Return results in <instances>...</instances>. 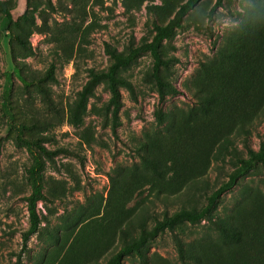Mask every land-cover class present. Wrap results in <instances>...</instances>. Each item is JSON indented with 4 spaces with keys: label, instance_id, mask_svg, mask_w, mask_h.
<instances>
[{
    "label": "rangeland",
    "instance_id": "1",
    "mask_svg": "<svg viewBox=\"0 0 264 264\" xmlns=\"http://www.w3.org/2000/svg\"><path fill=\"white\" fill-rule=\"evenodd\" d=\"M186 1L0 0V264H106L125 241L139 236L137 224L130 226L132 222L143 218L150 229L152 218H162L165 206L161 201L152 202L151 196L157 174L146 160L160 159L161 148L154 142L168 133L170 120L160 126L155 112L162 107L171 118L175 111L197 108L193 85L200 70L220 59L230 38L248 23L250 11L263 6L264 0H225L216 9L217 0H202L183 19L162 45L169 67H162L160 75L179 89L162 103L150 53L122 69L119 76L131 88L120 86L122 108L116 131L106 81L96 87V96L90 98L79 126L71 121V107L91 79L92 70L108 71L112 64L109 48L127 54L132 47L151 41L155 24H168ZM6 9L13 16L9 24L4 21ZM25 15H34V19L27 20ZM28 28L32 35H27ZM26 46L32 47V56L27 55ZM52 67L54 80L42 82ZM40 82L48 95L38 87ZM20 125L29 127L25 137L38 139L50 152L37 148L46 199L38 202L41 227L27 244L23 237L30 227V169L36 160L19 139ZM237 142L246 155L242 137ZM262 142L264 123L257 127L250 145L258 151ZM223 156L222 152L202 169L208 184L195 197L199 207L207 204L206 195L228 181L235 169L234 159ZM187 176L180 175L178 181L170 173L158 184L164 189L178 182L181 185ZM131 177L141 182L124 191L125 180ZM255 196L264 200L262 164L219 199L211 217L185 223L178 232L188 245L233 243L223 227L228 229L236 211ZM143 254L181 264L170 231L147 240ZM122 264L144 263L133 253Z\"/></svg>",
    "mask_w": 264,
    "mask_h": 264
},
{
    "label": "trees",
    "instance_id": "2",
    "mask_svg": "<svg viewBox=\"0 0 264 264\" xmlns=\"http://www.w3.org/2000/svg\"><path fill=\"white\" fill-rule=\"evenodd\" d=\"M201 1L187 0L168 24H155L156 33L151 41L132 47L129 53L121 54L109 48L112 64L106 72L91 71V79L83 91L78 93L71 107L72 123L75 126L81 125L90 98L96 96V87L106 81L112 94L110 103L114 107L113 127L116 131L117 126L120 125L119 112L122 108L120 86L131 88V84L122 79L119 73L122 69L130 67L145 53H150L154 59V76L159 86L161 103L167 95L177 94L179 89L172 87L160 75L162 67H169L162 55V45L172 38L175 30L182 25L183 19ZM224 1L217 0L215 9L224 5ZM4 12L5 23H11L13 21L11 12L7 9ZM25 18L33 20L34 15L30 17L25 15ZM26 32L28 36L33 34L30 28ZM25 49L28 56L34 54L31 46ZM20 77L24 82L26 81L22 75ZM49 79L54 80V67L42 78V82ZM195 81L193 94L197 100L196 109L175 111L171 114V118L165 115L162 107H158L155 112L160 126L170 120L168 133L154 142L156 147L161 148L160 159L151 157L146 160L153 173L157 174L158 181L154 179L157 183H153L151 196L153 195L152 202L161 201L164 204L162 218L157 216L152 218L154 225L150 229L143 218L132 222L130 226L137 224L139 236L132 238L131 241H125L122 249L106 264H122L124 257L133 253H137L144 264H170L158 255L152 259L143 254L147 240H153L166 231L172 233L181 264H241L242 262L264 264V200L258 199L257 196L236 211L228 229L223 227V232L233 239V243L220 246L211 242H195L188 245L178 232V227L185 223H199L211 217L223 195L232 191L240 179L256 165L264 166V142L261 143L258 151L250 145L257 127L264 123V5L250 11L248 23L230 38L220 59L204 65ZM42 82L38 87L46 96L49 94L48 89L42 85ZM10 101L9 94L7 103ZM25 128L29 127L22 125L17 127L19 139L27 145L36 160L35 165L30 169V178L33 182V191L28 197L30 227L23 237L27 244L41 227L38 202L46 199L40 176L43 163L37 148L48 155L50 152L38 139L25 137ZM239 137H242L246 155L238 147ZM217 147L218 151L215 150ZM222 152L224 159L227 156L234 159L235 169L228 174V181L222 183L213 193L206 195L207 204L199 207L195 203V197L208 184L202 169L208 168L211 159L218 158ZM196 162H198L197 169H192ZM170 173L178 177V181L180 175L188 173L189 176L181 185L178 182L174 186L161 188L158 184L160 179H165ZM140 182V178L131 177L125 180L123 189L132 190L134 185ZM144 208L143 212H145Z\"/></svg>",
    "mask_w": 264,
    "mask_h": 264
}]
</instances>
